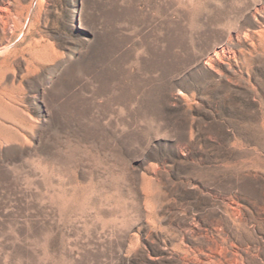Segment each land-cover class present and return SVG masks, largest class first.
Instances as JSON below:
<instances>
[{"label": "rangeland", "instance_id": "obj_1", "mask_svg": "<svg viewBox=\"0 0 264 264\" xmlns=\"http://www.w3.org/2000/svg\"><path fill=\"white\" fill-rule=\"evenodd\" d=\"M0 17V264H264V0Z\"/></svg>", "mask_w": 264, "mask_h": 264}, {"label": "bare ground", "instance_id": "obj_2", "mask_svg": "<svg viewBox=\"0 0 264 264\" xmlns=\"http://www.w3.org/2000/svg\"><path fill=\"white\" fill-rule=\"evenodd\" d=\"M0 20H1V17H0ZM5 48H7V47H4V44H0V51H2L1 49H5Z\"/></svg>", "mask_w": 264, "mask_h": 264}]
</instances>
